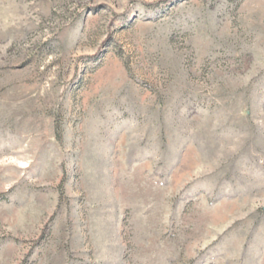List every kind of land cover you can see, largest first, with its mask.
I'll list each match as a JSON object with an SVG mask.
<instances>
[{
    "label": "rangeland",
    "instance_id": "1",
    "mask_svg": "<svg viewBox=\"0 0 264 264\" xmlns=\"http://www.w3.org/2000/svg\"><path fill=\"white\" fill-rule=\"evenodd\" d=\"M0 264H264V0H0Z\"/></svg>",
    "mask_w": 264,
    "mask_h": 264
}]
</instances>
